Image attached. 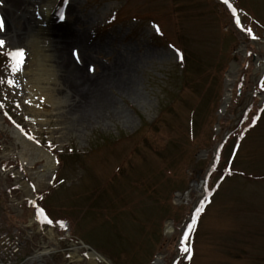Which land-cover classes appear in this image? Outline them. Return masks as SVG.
Here are the masks:
<instances>
[{
	"label": "rangeland",
	"instance_id": "1",
	"mask_svg": "<svg viewBox=\"0 0 264 264\" xmlns=\"http://www.w3.org/2000/svg\"><path fill=\"white\" fill-rule=\"evenodd\" d=\"M229 3L0 0V226L20 223L21 264H264V0ZM58 41L86 79L128 63L80 123Z\"/></svg>",
	"mask_w": 264,
	"mask_h": 264
},
{
	"label": "bare ground",
	"instance_id": "2",
	"mask_svg": "<svg viewBox=\"0 0 264 264\" xmlns=\"http://www.w3.org/2000/svg\"><path fill=\"white\" fill-rule=\"evenodd\" d=\"M12 6V5H11ZM52 9L53 7L50 4H47L44 6V15L46 18H51L52 16ZM51 31L56 32L57 30H55L54 28L51 29ZM61 31V30H59ZM42 35V39L46 40L48 39V37H46L45 32L41 33ZM45 35V36H44ZM70 35V36H69ZM44 36V37H43ZM56 38H60V39H73L77 42H81V38H83L82 34H75V33H70L68 35H63L60 34L59 36H55ZM63 41H58L57 42V46L61 45V47L57 50V54L61 55V62L57 64V66H55V68L57 69L58 67V71L63 72L65 69V65L66 63H68V66L70 67L69 72H67L66 74H68V78H64V77H57V82L61 81V85L62 86H66L67 91L69 94H71V98H70V105L67 107V113L70 115H77V121L78 123L87 120V118H89L90 116H95L96 114L100 113L101 111H103L102 109H104L106 107V105L109 103V99L106 96L105 90L106 88L109 87V85L112 82L116 81V77L119 75L120 72L125 73L126 71L129 70L128 67V63H122L121 61L118 62V64L112 68V70L114 69V71H112L111 69H106L104 70L100 75L96 76H90L88 75L89 79H86L85 74L84 73H80V69H83V66L80 67V69H76L74 68V65H72V63L68 60V58H66L65 56V52H66V44L64 45V43L62 44ZM37 40L36 39H32L31 41V46H32V53L34 56V63H35V67H37V72L35 75L37 78L40 79H46L45 77L47 76L46 74L50 73L49 69L47 68V66H45L44 62H37L36 58L40 57L41 55L39 54V50H38V46H37ZM84 52H86L85 48L83 50ZM75 69V70H74ZM54 71V69H53ZM66 71V70H65ZM64 71V72H65ZM75 73L73 74L72 72ZM75 74H77L78 76H76ZM51 75L48 74V78ZM55 76V75H52ZM236 78V67L232 66L231 69L229 70L228 74H227V78L225 81V87L227 88L226 92H225V101L223 103V106L225 104H227V102L230 99V88L232 85V82L234 81V79ZM119 80V79H118ZM108 85V86H106ZM45 94V93H44ZM50 99L47 101V103L49 104H53V100H54V96H52V94L50 95ZM68 101V99H67ZM47 106V104H45ZM44 105V107H46ZM48 108H44V110H47ZM15 133H17L15 130H13ZM18 134V133H17ZM21 143L25 146H27L25 144V142L21 141ZM45 157V156H44ZM46 159V164L47 166L51 167L52 166V162L48 157H45ZM170 227V226H169ZM172 227L168 228L169 230ZM84 247H87L86 245H84ZM78 249L79 248H74V256L76 258H78V260L81 259V257L78 255H76V253H78ZM50 253L49 249L44 248L38 255L36 258H39L42 255H46ZM89 256L92 260H97V258L99 257L100 259L104 260V258H102L96 251L92 250L89 252ZM105 261V260H104ZM160 258H158L157 260V264H160ZM106 262V261H105Z\"/></svg>",
	"mask_w": 264,
	"mask_h": 264
},
{
	"label": "built area",
	"instance_id": "3",
	"mask_svg": "<svg viewBox=\"0 0 264 264\" xmlns=\"http://www.w3.org/2000/svg\"><path fill=\"white\" fill-rule=\"evenodd\" d=\"M21 240L15 233L0 235V264H17Z\"/></svg>",
	"mask_w": 264,
	"mask_h": 264
},
{
	"label": "snow or ice",
	"instance_id": "4",
	"mask_svg": "<svg viewBox=\"0 0 264 264\" xmlns=\"http://www.w3.org/2000/svg\"><path fill=\"white\" fill-rule=\"evenodd\" d=\"M223 3L225 5L228 6L229 9H231L232 11V16L235 17L236 16V10L232 7V5L229 3V0H223ZM236 24L237 26L239 27L240 26V20L237 18L236 19ZM243 30V29H242ZM247 31L249 32V34H251V29H247ZM3 41L0 40V46H3ZM11 55V53H10ZM15 57L18 58V63L22 66L23 65V61H24V51L22 49H17L14 53ZM177 55H179V53H177ZM9 83L11 84L12 82L9 81ZM253 123H255V119H253ZM18 127V126H17ZM29 139H32V137H29ZM207 197H205L206 199ZM33 204V206L35 207L36 209V216H37V219H40V218H45V213H44V209L42 207H38L35 205V202H30ZM202 210V207L200 209H197V211H201ZM47 223L48 224H52V221L51 220H47ZM61 226H64L63 225V222H58ZM195 223V220H193V224ZM188 249L185 247V252H187Z\"/></svg>",
	"mask_w": 264,
	"mask_h": 264
}]
</instances>
